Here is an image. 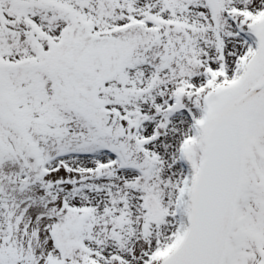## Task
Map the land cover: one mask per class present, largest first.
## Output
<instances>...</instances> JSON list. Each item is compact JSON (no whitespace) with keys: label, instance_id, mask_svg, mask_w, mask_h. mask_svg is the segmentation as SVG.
<instances>
[{"label":"snow or ice","instance_id":"6c2138e0","mask_svg":"<svg viewBox=\"0 0 264 264\" xmlns=\"http://www.w3.org/2000/svg\"><path fill=\"white\" fill-rule=\"evenodd\" d=\"M0 264H264V0H0Z\"/></svg>","mask_w":264,"mask_h":264}]
</instances>
